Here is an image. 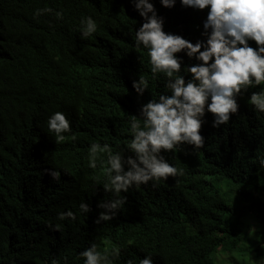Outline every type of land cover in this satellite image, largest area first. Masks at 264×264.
I'll use <instances>...</instances> for the list:
<instances>
[{
  "label": "trees",
  "instance_id": "trees-1",
  "mask_svg": "<svg viewBox=\"0 0 264 264\" xmlns=\"http://www.w3.org/2000/svg\"><path fill=\"white\" fill-rule=\"evenodd\" d=\"M149 2L165 33L206 42L209 9ZM87 17L97 29L85 37ZM143 23L133 0H0V264H85L92 244L110 264H264V112L250 103L264 82L242 88L238 112L219 127L206 108L203 147L161 151L178 174L121 193L115 218L95 223L114 194L103 189L108 153L98 151L93 168L90 146L133 156L131 116L171 95L166 73L154 74L148 49L135 46ZM176 55L187 82L186 68L201 62ZM56 112L70 121L62 139L48 128ZM69 210L74 220L58 218Z\"/></svg>",
  "mask_w": 264,
  "mask_h": 264
},
{
  "label": "clouds",
  "instance_id": "clouds-1",
  "mask_svg": "<svg viewBox=\"0 0 264 264\" xmlns=\"http://www.w3.org/2000/svg\"><path fill=\"white\" fill-rule=\"evenodd\" d=\"M133 2L144 20L136 31L135 46L148 49L154 74L166 73L169 78L166 87L171 90V95L162 94L158 101L150 100L142 106L139 117L131 116L134 137L129 151L133 156L125 159L121 152L112 153L108 144L101 146L93 143L90 146L93 157L90 166L93 168L96 167V153H108V182L103 189L106 193L114 194V198L98 204L103 211L95 221L97 224L115 218L127 202L121 193L128 192L133 186L178 174V169L165 160L161 151H171L183 143L197 149L203 147L204 138L200 130L206 108L215 117L213 127H219L230 120V114L238 112L236 96L242 88L247 90V86L253 83L258 85L264 82V0H181L185 7L209 9L202 33L206 42L197 41L195 44L181 36L165 33L163 18L157 15L149 0ZM161 3L165 8H172L176 0H161ZM81 25L85 37L97 29L91 17L82 19ZM249 40L254 41L257 48L250 47ZM182 51L189 58L195 57L201 62L186 68L192 77L187 82L184 75H179L182 62L176 54ZM132 86L142 96L147 90V81L139 77ZM250 103L264 112V91L253 92ZM47 123L49 131L60 139L63 138L62 133L70 130V121L62 112L54 113ZM261 164L264 166V160ZM48 174L53 180H60L58 170ZM79 208L83 213L91 211L87 203H81ZM58 218L74 220L76 217L69 210L60 213ZM56 227L58 229L59 225ZM81 255L85 258V264H101V261L110 264L108 257L97 251L96 244ZM118 255V250L113 253L114 257ZM53 264L56 262L53 261ZM128 264H132V261L129 260ZM140 264H153V260L146 256L140 260Z\"/></svg>",
  "mask_w": 264,
  "mask_h": 264
}]
</instances>
